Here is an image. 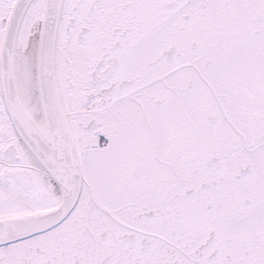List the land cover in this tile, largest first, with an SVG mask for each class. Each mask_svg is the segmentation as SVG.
<instances>
[{
    "label": "snow or ice",
    "instance_id": "obj_1",
    "mask_svg": "<svg viewBox=\"0 0 264 264\" xmlns=\"http://www.w3.org/2000/svg\"><path fill=\"white\" fill-rule=\"evenodd\" d=\"M0 264H264V0H0Z\"/></svg>",
    "mask_w": 264,
    "mask_h": 264
}]
</instances>
